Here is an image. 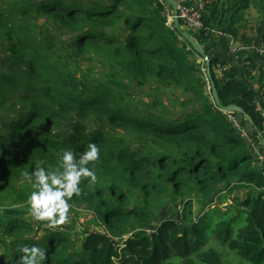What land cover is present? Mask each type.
Masks as SVG:
<instances>
[{
    "label": "trees",
    "instance_id": "trees-1",
    "mask_svg": "<svg viewBox=\"0 0 264 264\" xmlns=\"http://www.w3.org/2000/svg\"><path fill=\"white\" fill-rule=\"evenodd\" d=\"M255 1L206 0L203 29L180 27L200 45L219 37L249 45L256 38L239 32L248 28L244 14ZM165 5L9 0L0 6V264H18L20 245L46 249L43 264H228L220 247L238 264H264V163L245 137H254L263 155L261 142L240 114L223 110L242 108L264 136L257 107L264 57L238 53L239 69L232 52L228 60L206 55V66L166 25ZM92 55L111 71L106 82L77 77L78 60ZM132 81L177 89L182 98L171 112L139 115L127 105ZM90 143L100 149L88 165L97 181L82 178L80 195L69 201L83 204L90 220L78 234L59 225L41 232L46 221L37 229L30 207L20 206L32 191L24 173L58 168L63 150L78 157ZM166 204L176 213L160 218Z\"/></svg>",
    "mask_w": 264,
    "mask_h": 264
},
{
    "label": "clouds",
    "instance_id": "clouds-1",
    "mask_svg": "<svg viewBox=\"0 0 264 264\" xmlns=\"http://www.w3.org/2000/svg\"><path fill=\"white\" fill-rule=\"evenodd\" d=\"M100 158L97 144L90 143L87 150L78 157L71 149L62 151L61 163L58 168L36 167L31 173L24 175L32 191L28 197L30 212L34 219L47 221L51 225H62L68 222L72 208L69 202L73 196L81 193V180L87 178L95 184L97 175L89 163ZM18 264H43L47 259L46 249L38 245H20Z\"/></svg>",
    "mask_w": 264,
    "mask_h": 264
},
{
    "label": "rangeland",
    "instance_id": "rangeland-1",
    "mask_svg": "<svg viewBox=\"0 0 264 264\" xmlns=\"http://www.w3.org/2000/svg\"><path fill=\"white\" fill-rule=\"evenodd\" d=\"M8 2L9 0H6L5 2H0V6ZM257 4H260V2H257ZM256 18H257L256 11L252 7L249 11L248 20H251L253 22L255 21L264 33V19L262 18L260 20H257ZM262 34L256 36H261ZM222 35H224V32H222ZM226 37L229 38L228 35H226ZM77 65L80 68V71L77 72V77H80V75L82 74L91 79H97L102 82H106V80L112 75L111 71L105 68V64L102 61H99V59L94 55L90 56L88 60H83V59L78 60ZM71 69L75 70L73 66H71ZM132 85L134 88L133 101H127V105L131 110H133L136 113H139V115H145L147 113L145 111L149 109L151 111L148 112H159V109H161L164 112H171L172 108L176 107L182 98V91L173 88L165 90L156 83H147L144 87L140 88L136 86L134 81H132ZM16 109H19V107H16ZM261 115H264V111L261 112ZM248 134H250V132ZM245 138H247L250 146L255 145L257 143L254 137L249 138L248 135ZM20 206L30 207L28 201ZM174 211L175 210H173L172 205L166 204V206L162 210L160 218H164L166 216H173V214L176 213V211L175 212ZM90 218H91V214L90 212H87V209L83 204H77V205L73 204L69 213L68 222L59 225V229L60 230L69 229V232H71L72 234H78L83 230L82 229L84 225L83 222L89 221ZM31 222H33L34 226L40 230V226H39L40 222L38 220L32 218ZM49 225L51 224L46 221V223L43 224V229H41L40 231L43 232V230H48ZM51 226H56L55 229H57L58 227L57 225H51ZM91 229L94 230V227H91ZM79 238H82V236L79 235ZM208 245L216 246L215 240L210 239ZM218 252L223 256V258L226 260L228 264H238V260L233 253L224 251V249L221 247L218 249Z\"/></svg>",
    "mask_w": 264,
    "mask_h": 264
},
{
    "label": "built area",
    "instance_id": "built-area-1",
    "mask_svg": "<svg viewBox=\"0 0 264 264\" xmlns=\"http://www.w3.org/2000/svg\"><path fill=\"white\" fill-rule=\"evenodd\" d=\"M177 3V18L182 25L193 32H200L203 29L202 13L205 9L206 0H175ZM164 17L166 25L173 27L174 16L169 5L164 6ZM218 36H222L221 32H216ZM228 49L231 53L239 51L249 52L264 57V41H254L249 45L241 46L235 44L233 40H229ZM264 119V115H262ZM264 126V122H263ZM259 156L260 162L264 163V155L255 152ZM54 227V226H52Z\"/></svg>",
    "mask_w": 264,
    "mask_h": 264
},
{
    "label": "crops",
    "instance_id": "crops-1",
    "mask_svg": "<svg viewBox=\"0 0 264 264\" xmlns=\"http://www.w3.org/2000/svg\"><path fill=\"white\" fill-rule=\"evenodd\" d=\"M257 2H260V4H257ZM264 0H256L254 3L250 4L249 5V8L245 11V20H247V23H248V28L246 29H243V30H240L239 32V36L241 34H244L246 35L247 37L249 38H256L255 41H259V42H262L263 41V31L260 29V27L258 26V24L254 21H251V20H248L249 18V11L250 9L253 7L256 11V14H257V20H260V19H264ZM226 33L232 31L231 27H227L226 29H224ZM263 33V34H262ZM262 34L261 36H256V35H260ZM226 39V38H225ZM219 37L216 39L215 42H212L210 44H201L202 48L204 49V52L205 54L209 57V56H212V57H217V58H221V59H224V60H228V56L232 55L230 52H229V49H228V52H227V47H228V41L226 42V40ZM240 38L238 37V40ZM242 51H239V52H236L234 53L235 55L238 54V53H241ZM242 55H236V56H231L232 58V61L233 64L238 67L239 69L241 68V61H242ZM260 92V91H259ZM257 107L259 110H261L262 112L264 111V97L263 98H259L258 101H257ZM257 145V144H256ZM251 145L252 149L254 152H259L260 150L259 149V145ZM255 147V148H254ZM260 153V152H259Z\"/></svg>",
    "mask_w": 264,
    "mask_h": 264
},
{
    "label": "water",
    "instance_id": "water-1",
    "mask_svg": "<svg viewBox=\"0 0 264 264\" xmlns=\"http://www.w3.org/2000/svg\"><path fill=\"white\" fill-rule=\"evenodd\" d=\"M162 1L167 3L172 9L173 16H174L173 28L180 32L181 37L190 45L192 50L194 52H196L203 59L206 66H208L209 59L206 56V54H205L202 46L200 45L199 41L197 39H195L189 32L182 30V28L180 27V22L177 18V3H176V1L175 0H162ZM206 76H207V78L210 77L209 69L206 70ZM210 88H211V92H212V96H213L214 101L217 104H219L217 93H216L215 88H214L211 81H210ZM223 110H224V112H227V113L240 114L243 117V119L245 120L247 125L251 126L253 128V130L256 132V135L261 142V147H262L263 155H264V136L262 133L258 132L257 129L254 127V124H253L251 117L248 114H246V112L242 108H240L236 105H229L227 107H224Z\"/></svg>",
    "mask_w": 264,
    "mask_h": 264
}]
</instances>
